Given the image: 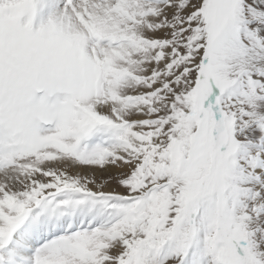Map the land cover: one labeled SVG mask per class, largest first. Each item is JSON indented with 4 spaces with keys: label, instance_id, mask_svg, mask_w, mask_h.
<instances>
[{
    "label": "snow or ice",
    "instance_id": "snow-or-ice-1",
    "mask_svg": "<svg viewBox=\"0 0 264 264\" xmlns=\"http://www.w3.org/2000/svg\"><path fill=\"white\" fill-rule=\"evenodd\" d=\"M0 264H264V0H0Z\"/></svg>",
    "mask_w": 264,
    "mask_h": 264
}]
</instances>
